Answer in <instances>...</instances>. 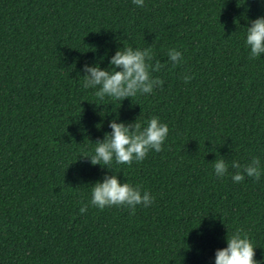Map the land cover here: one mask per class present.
<instances>
[{
  "label": "trees",
  "instance_id": "1",
  "mask_svg": "<svg viewBox=\"0 0 264 264\" xmlns=\"http://www.w3.org/2000/svg\"><path fill=\"white\" fill-rule=\"evenodd\" d=\"M261 16L264 0H0V264H215L237 229L264 264V53L246 44ZM128 46L152 49L162 86L124 101L83 87L85 63L110 69ZM153 116L162 151L110 170L84 158L112 120ZM253 157L260 180L235 183L232 162ZM105 175L154 202L81 214Z\"/></svg>",
  "mask_w": 264,
  "mask_h": 264
},
{
  "label": "clouds",
  "instance_id": "2",
  "mask_svg": "<svg viewBox=\"0 0 264 264\" xmlns=\"http://www.w3.org/2000/svg\"><path fill=\"white\" fill-rule=\"evenodd\" d=\"M138 7L144 6V0H133ZM246 44L250 48V58L259 57L264 53V16L249 22L246 34ZM168 57L173 66L182 60V53L176 49L168 51ZM153 59L151 48H136L128 46L118 49L110 59V69H102L99 64L83 67V87L85 89H97L96 97L101 100L105 96L117 101L135 97L138 93L151 94L156 87L163 85L160 78H153L151 72H158L164 66L160 61L155 65L149 63ZM193 77L185 75L183 80L189 83ZM111 132L106 133L104 139L97 140L94 154L84 157L90 160L93 166H110L115 160L117 164L131 165L133 160L143 161L150 150L160 152L168 136L169 127L161 123L159 117L150 118L146 126H142L137 119L134 123L117 122L112 120L109 124ZM217 177H223L228 172V164L223 158H217L212 162ZM232 168L237 169L232 176L235 183L248 177L259 181L261 178L260 159L253 157L249 163L241 166L233 161ZM109 169V167H107ZM242 169V170H241ZM110 170V169H109ZM154 197L147 191L142 192L140 186L130 183H121L116 175H105L103 181H97L91 191V199L88 203L81 201V214L88 210L89 204L103 210L105 207L126 206L135 215L137 205L150 206ZM253 243L247 233L237 229L227 235V247L217 249L215 252V264H261L255 259Z\"/></svg>",
  "mask_w": 264,
  "mask_h": 264
}]
</instances>
